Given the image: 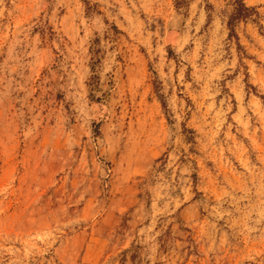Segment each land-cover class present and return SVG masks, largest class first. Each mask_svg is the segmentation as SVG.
Instances as JSON below:
<instances>
[{"label": "rangeland", "instance_id": "rangeland-1", "mask_svg": "<svg viewBox=\"0 0 264 264\" xmlns=\"http://www.w3.org/2000/svg\"><path fill=\"white\" fill-rule=\"evenodd\" d=\"M0 0V264H264V0Z\"/></svg>", "mask_w": 264, "mask_h": 264}, {"label": "trees", "instance_id": "trees-1", "mask_svg": "<svg viewBox=\"0 0 264 264\" xmlns=\"http://www.w3.org/2000/svg\"><path fill=\"white\" fill-rule=\"evenodd\" d=\"M231 5V14L229 16L228 25L231 27L234 22L247 20L256 12L253 8L247 7L243 0H227Z\"/></svg>", "mask_w": 264, "mask_h": 264}]
</instances>
